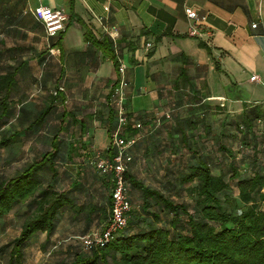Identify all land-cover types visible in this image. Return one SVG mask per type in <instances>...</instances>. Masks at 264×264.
<instances>
[{
  "label": "crops",
  "instance_id": "crops-1",
  "mask_svg": "<svg viewBox=\"0 0 264 264\" xmlns=\"http://www.w3.org/2000/svg\"><path fill=\"white\" fill-rule=\"evenodd\" d=\"M39 5L61 9L66 29L49 36L31 12ZM187 6L211 36L189 34ZM113 52L126 65L127 109L143 124L128 149L133 177L160 186L169 168L196 160L188 144L217 156L224 143L239 163L264 161V0H0V75L14 73L1 93L10 116L0 139H12L2 153L26 163L16 175L46 156L45 184L71 198L55 230L32 237L46 256L82 248L110 218L113 185L94 157L107 154L117 121Z\"/></svg>",
  "mask_w": 264,
  "mask_h": 264
},
{
  "label": "trees",
  "instance_id": "trees-1",
  "mask_svg": "<svg viewBox=\"0 0 264 264\" xmlns=\"http://www.w3.org/2000/svg\"><path fill=\"white\" fill-rule=\"evenodd\" d=\"M104 46L114 51L107 39ZM113 59L118 66L114 52ZM13 84L14 73L0 75V101L1 93ZM129 115L131 123L122 132L125 138L136 137L143 127L137 128L133 113ZM5 116L10 114H0V125ZM170 117L166 113L159 119ZM116 126L117 121L111 134ZM11 141L1 138L0 149ZM186 147L196 160L169 168L158 187L138 180L127 169L132 203L127 226L105 246L87 250L83 245L63 252L56 264H264V161L239 163L238 152L224 143L216 147L217 156L203 146ZM107 154H113L111 145ZM47 164L45 156L28 163L20 174L0 179V221L17 205L29 203L34 208L13 240L8 264H26L24 252L32 237L41 231L52 233L71 203L69 191L45 184L40 172ZM234 188L237 194L232 193ZM137 203L139 207H133ZM109 206L111 216L112 201Z\"/></svg>",
  "mask_w": 264,
  "mask_h": 264
},
{
  "label": "built area",
  "instance_id": "built-area-1",
  "mask_svg": "<svg viewBox=\"0 0 264 264\" xmlns=\"http://www.w3.org/2000/svg\"><path fill=\"white\" fill-rule=\"evenodd\" d=\"M31 12L44 24L49 36H55L66 29L67 15L61 9L39 5L33 8ZM185 12L187 17L192 21L189 30L191 36L202 37L204 34H209V36L212 35V31L206 30L204 27L206 16L201 15L191 6H187ZM252 26L257 27L258 23L255 22ZM111 30L112 31L109 32V34L115 42L116 27H111ZM118 63L121 77L115 83L111 91V103L115 108L117 116V126L111 134L113 154H106L104 151L98 150L94 157V164L100 174L108 176L113 185L111 192V216L107 226L102 231H96L82 237L83 245L87 250L94 247L105 246L114 239L115 235L127 226L129 214L132 209V203L128 193L129 187L126 178V171L129 162L132 160V156L128 152V149L130 145L135 143L136 137L132 136L125 138L122 135L123 130L131 123V116L127 109V88L129 82L124 76L126 65L122 58L118 59ZM256 78L257 76L252 77L253 80ZM64 90V86H59L54 91V94ZM161 116L162 115L159 117ZM132 120L137 128L142 127L141 122L134 121V119Z\"/></svg>",
  "mask_w": 264,
  "mask_h": 264
},
{
  "label": "rangeland",
  "instance_id": "rangeland-1",
  "mask_svg": "<svg viewBox=\"0 0 264 264\" xmlns=\"http://www.w3.org/2000/svg\"><path fill=\"white\" fill-rule=\"evenodd\" d=\"M7 157L12 158L13 155H11V152L8 154L7 152L2 153V150L0 149V179L15 176L16 173L20 172L24 165H26L25 162L17 160L9 159V161L6 162ZM15 157L16 156L14 155V159ZM232 191L233 194H237L236 188ZM186 200H189V198L186 197ZM138 203L133 204V207H139ZM33 210L34 208L30 207L29 203L20 204L11 211L4 221H0V264H8L13 240L19 235L23 222L33 212ZM80 240L82 241V239ZM38 247L37 241L34 243L31 239V242L27 245L24 252L26 264H56L58 259L64 255L59 254L46 256L43 254L42 250L39 252Z\"/></svg>",
  "mask_w": 264,
  "mask_h": 264
}]
</instances>
